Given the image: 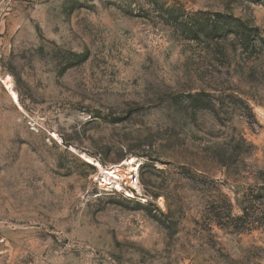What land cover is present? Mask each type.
Returning <instances> with one entry per match:
<instances>
[{"label": "rangeland", "instance_id": "obj_1", "mask_svg": "<svg viewBox=\"0 0 264 264\" xmlns=\"http://www.w3.org/2000/svg\"><path fill=\"white\" fill-rule=\"evenodd\" d=\"M0 264H264V0H0Z\"/></svg>", "mask_w": 264, "mask_h": 264}, {"label": "bare ground", "instance_id": "obj_2", "mask_svg": "<svg viewBox=\"0 0 264 264\" xmlns=\"http://www.w3.org/2000/svg\"><path fill=\"white\" fill-rule=\"evenodd\" d=\"M4 83L6 85V87L8 88L9 90V93H10V96L13 98L14 101H16L18 103V96H17V93L13 90V83H12V78L10 76H7L5 79H4ZM87 161L88 162H92V160L90 158H87ZM134 161L130 160V164H132ZM135 164V163H134ZM98 166L100 167L101 170L102 167L98 164ZM107 171V170H106ZM108 172V171H107ZM110 173V172H109ZM108 173V174H109ZM106 178V177H105ZM108 180V179H107ZM106 180V185L108 184V181ZM110 182V181H109ZM105 183V182H104ZM112 183V182H111ZM119 188V187H118Z\"/></svg>", "mask_w": 264, "mask_h": 264}]
</instances>
